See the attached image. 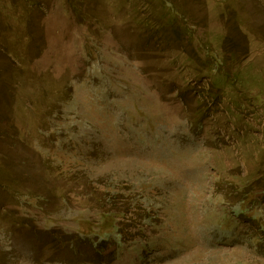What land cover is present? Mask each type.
<instances>
[{"label":"rangeland","instance_id":"obj_1","mask_svg":"<svg viewBox=\"0 0 264 264\" xmlns=\"http://www.w3.org/2000/svg\"><path fill=\"white\" fill-rule=\"evenodd\" d=\"M173 2L0 0V264H264V0Z\"/></svg>","mask_w":264,"mask_h":264},{"label":"trees","instance_id":"obj_2","mask_svg":"<svg viewBox=\"0 0 264 264\" xmlns=\"http://www.w3.org/2000/svg\"><path fill=\"white\" fill-rule=\"evenodd\" d=\"M159 3L163 6V7H166V8H169L170 7V10L169 12L171 13V15L173 17H182V12L180 10V8L177 6V4L175 2H173V0H159ZM186 20V18H185ZM190 32V30H189ZM210 57H212V59L215 61V63H213V66L211 67L210 71L209 72H215L217 74H221L223 76L226 75V71L224 70V65H223V60H220L217 56H215L213 53L212 55L210 54ZM257 193H250V194H247L246 198L243 199V202H242V206H241V209H240V212L241 214H244L250 210L248 208V204L251 203V205L254 204V201L257 200L258 197H256ZM246 216V215H245ZM247 217V216H246ZM251 217H255L254 214L251 215ZM253 219V218H252ZM262 227V225H261ZM104 241H107V239H103Z\"/></svg>","mask_w":264,"mask_h":264}]
</instances>
